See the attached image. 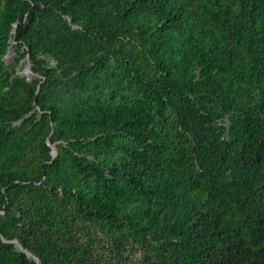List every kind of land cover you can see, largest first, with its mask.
Returning <instances> with one entry per match:
<instances>
[{
  "label": "trees",
  "instance_id": "1",
  "mask_svg": "<svg viewBox=\"0 0 264 264\" xmlns=\"http://www.w3.org/2000/svg\"><path fill=\"white\" fill-rule=\"evenodd\" d=\"M237 2L5 0L0 42L16 28L41 78L7 87L0 152L30 142L12 138L9 121L35 103L55 123L51 141H62L44 169L64 176L59 198L72 194L88 219L154 240L155 264H264V0ZM166 115L190 138L195 167ZM97 148L107 155L88 158ZM84 171L88 189L71 192ZM23 178L24 169L0 173V192L9 185L0 208L28 204L19 192L31 185L15 182ZM34 199V216L0 221V235L23 248L14 264H38L25 250L41 264H96L65 203L50 192Z\"/></svg>",
  "mask_w": 264,
  "mask_h": 264
},
{
  "label": "rangeland",
  "instance_id": "2",
  "mask_svg": "<svg viewBox=\"0 0 264 264\" xmlns=\"http://www.w3.org/2000/svg\"><path fill=\"white\" fill-rule=\"evenodd\" d=\"M237 3V0H227V6L231 8L235 7ZM4 4L5 0H0V11ZM15 33L16 28L13 29V36L8 39L5 47L0 42V100L5 99L6 89L15 78H24L29 82L41 78L32 69L33 64L25 45L16 40ZM48 64L52 66L55 62L49 59ZM19 95L15 99V102L18 101L14 105V109L16 110L20 109L24 104V100L27 98L24 90ZM29 105V108L32 109L22 118H16L17 112L15 114L11 113L9 123L15 132L12 138L14 135L17 137L22 133H27L30 136V142L20 152H14L12 150L0 152V173L10 174L15 169H24L27 171L28 178H23L22 180L17 179L15 182H19L22 187L24 185H31L32 189L28 190L23 188V190H20L19 193H21L22 197L28 203L23 207L6 209L5 205H3L0 208V221L6 222L10 219L21 221L27 217L34 216V209H31V206H34L35 199L30 201L31 198H36V194L41 195V193L43 197H46L50 192L51 198L57 201V204L65 203V214L69 215L74 221V229L80 233L82 240L91 243L92 252L96 256V264H155L156 254L152 247L155 243L153 239L151 241L150 238L146 237L140 240L126 226L111 227L105 220L99 222L91 221V218L88 219L85 212L76 206L74 197L70 193H65V199H62L61 194H59V198L58 193L64 192V188L61 185L64 176L56 172L55 168H51L47 172L44 169V165L54 161L58 153V145L62 141H51L55 136V123L51 121L48 112L42 111L35 103H30ZM164 110L168 115V111L166 109ZM167 115L164 117V121L170 127L169 129H172L174 132V124L171 119H168ZM218 122V124L224 127L229 125V121L226 118L219 119ZM174 134L184 149L183 159L189 167H195V153L190 138L188 139L182 135H178L176 132ZM107 153V150L97 148L87 157L94 159L97 156H105ZM113 169L114 167L112 166L108 170L112 171ZM87 174L89 172L84 171L73 177L75 183H70V187L73 188L71 192H77L78 190L85 191L88 189V184L86 183L87 178L85 177ZM67 177L69 175L65 174V181H68ZM8 186L6 185L1 188L0 197L4 196V192ZM34 186L36 190L33 189ZM125 191L128 202L134 204L137 201V194H133L129 188H126ZM4 244L11 245V248H6L0 253V264H14V253L23 249L20 247L16 238L8 239L0 235V246H4ZM26 254L29 258H34L31 254L27 252ZM37 263L41 264L39 258Z\"/></svg>",
  "mask_w": 264,
  "mask_h": 264
},
{
  "label": "water",
  "instance_id": "3",
  "mask_svg": "<svg viewBox=\"0 0 264 264\" xmlns=\"http://www.w3.org/2000/svg\"><path fill=\"white\" fill-rule=\"evenodd\" d=\"M19 243V242H18ZM19 245H20V243H19ZM20 247L22 248V246L20 245ZM23 249V248H22ZM27 253H29V254H31L29 251H27V250H25ZM34 258H35V260L36 261H38V258L35 256V255H33V254H31Z\"/></svg>",
  "mask_w": 264,
  "mask_h": 264
}]
</instances>
